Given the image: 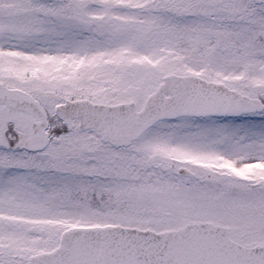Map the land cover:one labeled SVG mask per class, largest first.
<instances>
[{
    "label": "snow or ice",
    "instance_id": "6c2138e0",
    "mask_svg": "<svg viewBox=\"0 0 264 264\" xmlns=\"http://www.w3.org/2000/svg\"><path fill=\"white\" fill-rule=\"evenodd\" d=\"M0 264H264V0H0Z\"/></svg>",
    "mask_w": 264,
    "mask_h": 264
}]
</instances>
